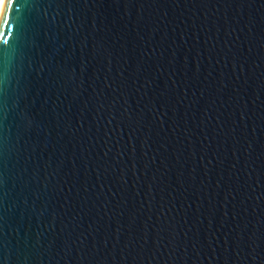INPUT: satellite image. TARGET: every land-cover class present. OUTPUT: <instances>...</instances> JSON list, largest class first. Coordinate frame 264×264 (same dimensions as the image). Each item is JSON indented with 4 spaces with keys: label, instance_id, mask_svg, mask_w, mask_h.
Segmentation results:
<instances>
[{
    "label": "water",
    "instance_id": "water-1",
    "mask_svg": "<svg viewBox=\"0 0 264 264\" xmlns=\"http://www.w3.org/2000/svg\"><path fill=\"white\" fill-rule=\"evenodd\" d=\"M0 264H264V0H5Z\"/></svg>",
    "mask_w": 264,
    "mask_h": 264
},
{
    "label": "snow or ice",
    "instance_id": "snow-or-ice-1",
    "mask_svg": "<svg viewBox=\"0 0 264 264\" xmlns=\"http://www.w3.org/2000/svg\"><path fill=\"white\" fill-rule=\"evenodd\" d=\"M26 0H9V3L14 5H19L20 7H25ZM8 9L7 4L5 5V11ZM10 15H9V21H10ZM32 21L31 18L27 15H22L17 22L15 23L14 27L19 29L20 31H26L28 28L31 27Z\"/></svg>",
    "mask_w": 264,
    "mask_h": 264
},
{
    "label": "bare ground",
    "instance_id": "bare-ground-1",
    "mask_svg": "<svg viewBox=\"0 0 264 264\" xmlns=\"http://www.w3.org/2000/svg\"><path fill=\"white\" fill-rule=\"evenodd\" d=\"M5 0H0V14Z\"/></svg>",
    "mask_w": 264,
    "mask_h": 264
}]
</instances>
